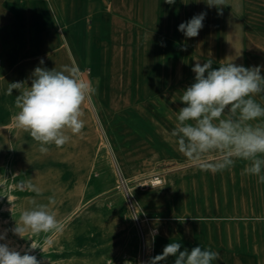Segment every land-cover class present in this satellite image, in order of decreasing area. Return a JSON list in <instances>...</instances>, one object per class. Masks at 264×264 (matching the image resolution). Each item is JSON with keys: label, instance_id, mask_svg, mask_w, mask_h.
<instances>
[{"label": "crops", "instance_id": "obj_1", "mask_svg": "<svg viewBox=\"0 0 264 264\" xmlns=\"http://www.w3.org/2000/svg\"><path fill=\"white\" fill-rule=\"evenodd\" d=\"M262 2L228 0L218 14L204 0L173 5L164 0H0L1 90L26 80L41 58L49 69L77 65L95 88L82 107V132L69 133L71 140L61 148L49 145L47 154L15 126L14 114H0L6 121L0 126V180L20 187L21 201H48L52 195L56 201L70 200L71 188L78 187L77 201L92 202L104 201L121 178L136 189L153 177L166 185L174 173V206L165 202L174 220L154 221V229L146 230V264L172 241L180 242L182 250L199 245L219 252L212 264H264V184L241 175L246 162L240 160L231 170H201L169 136L183 106L182 92L194 81L196 61L212 56L214 68L221 60L264 65V24L242 35L216 28L229 24L232 10L247 14L264 9ZM201 12L207 13L204 27L197 37L186 38L178 25ZM16 94L6 95L8 104L14 105ZM255 99L264 105V93ZM29 180L41 195L27 189ZM141 194L144 211L165 212L148 206V200L160 198L155 190L143 188ZM94 215L96 235L86 246L90 255L83 264H129L127 257L136 253L139 241L130 214ZM160 264H174V258Z\"/></svg>", "mask_w": 264, "mask_h": 264}, {"label": "clouds", "instance_id": "obj_2", "mask_svg": "<svg viewBox=\"0 0 264 264\" xmlns=\"http://www.w3.org/2000/svg\"><path fill=\"white\" fill-rule=\"evenodd\" d=\"M164 2L173 5L176 0ZM204 2L209 8H217L218 14L229 5L228 0ZM206 15V12L194 15L180 23L178 31L186 38L197 37ZM182 50H186V45ZM214 61L211 56L203 63L196 61L191 68L194 81L182 92L183 106L176 114L169 136L179 153L201 170L212 173L231 170L240 160L246 162L241 175L255 176L258 184H264V105L255 99L264 93V75H261L264 65L245 67L221 60L214 68ZM43 65L41 58L26 80L8 83L5 94L17 93L15 126L29 133L38 142L39 152L47 154L49 145L61 148L71 140L70 134L82 132L85 127L82 107L95 88L83 78L77 65H63L59 69ZM25 185L37 196L41 195L40 187L30 180ZM47 199L48 203L38 204L34 197L30 198L33 207L21 211L11 232L20 238H24L25 233L38 236L62 232L64 225L52 207L56 200L54 196ZM7 231L0 233V240L6 238ZM35 249L39 248L33 242L23 252L0 243V264H42L30 254ZM169 257L174 258V264H212L219 260L220 254L199 245L182 250L180 242L172 241L148 264H160Z\"/></svg>", "mask_w": 264, "mask_h": 264}, {"label": "rangeland", "instance_id": "obj_3", "mask_svg": "<svg viewBox=\"0 0 264 264\" xmlns=\"http://www.w3.org/2000/svg\"><path fill=\"white\" fill-rule=\"evenodd\" d=\"M261 7L264 8V2H262ZM232 12L231 18L228 19L229 24L225 27L217 26V33L230 31L232 32V35H242L247 34L249 29H255L258 25L264 24V9H259L258 11L253 10L252 12H248L247 14L243 15H240L239 10H232ZM240 18L244 22L247 19L248 24H243ZM5 93L6 90L0 89V114L3 115L2 117H6V115L8 114H15V112H17L14 105H10L7 103L8 98L6 97ZM5 123L6 121L0 120V126ZM171 175V179L166 185L162 184L163 179L161 177H153L150 180V184H147V186L145 187L140 186L136 189H133L128 180H124V184L120 183L118 186H115L113 191L109 190L107 195L104 196V201L79 202L77 200L79 198L81 190L78 187H72L70 200L56 201V204L52 206L54 211L56 212L57 219L64 225V230L59 233L54 231L50 233H41L40 235H38L39 237L33 236L31 233H25L24 238H20L19 236L14 235L11 232V229L15 226V221L19 220L21 211L33 207V205L30 203L31 197H24V199L21 201L22 192L18 191L20 187L5 183V186H11L10 189L12 190L14 195L12 196V199L9 202L10 208L13 209V211L4 209L3 205L4 202L7 200V194L4 192L5 186L1 185V182L4 183L5 180L2 179L0 180V233H3L5 229H7L8 231L6 238L4 240H0V243H7L9 247L15 248L17 251L23 252L24 250H26L24 248H28L31 242L36 241V245L39 249H36V254L34 255L37 256L38 260L42 261V264H83L85 258L90 255V252L85 250L86 246H89V242L91 240H94L96 235L94 230V225L96 221L94 213H129L131 218L130 224L135 228V226L133 225L131 213H133V211H136V213H138L141 219V225L144 234L146 230L154 229V227L152 226L154 225V221L174 220V211H172L171 213H166L165 211V207L170 209V205H166L165 202L167 204L168 202L170 204L173 203L174 206V173H172ZM155 180H158L159 183H152V181ZM143 188H150L152 190H155V192L157 193L155 196L160 197L159 199L154 198L153 200H148V206H157L158 208L164 209L165 212L148 213L142 209V205L139 202V199H142L141 192L143 191ZM126 193L129 194L131 200L128 199ZM52 196H54L55 198V195ZM165 196L166 200L163 203L162 201ZM116 197H118L117 200H115ZM129 201L130 203L132 201V207H130ZM37 203L46 204L48 203V201L41 200L37 201ZM87 213H92V216L89 215L88 217H86ZM84 217L88 220H81V218ZM137 235L139 238L138 232ZM129 239L130 235L128 234L124 243V246L126 245L127 248L128 245H130ZM45 241H48V243H45ZM138 252L139 250L137 249L136 253H130L128 255L127 258L129 259V261L131 260L129 264H133L132 261L134 260V257L138 255ZM92 253L96 254L95 250L92 251ZM135 261L136 263L134 262V264H140L137 257Z\"/></svg>", "mask_w": 264, "mask_h": 264}, {"label": "built area", "instance_id": "obj_4", "mask_svg": "<svg viewBox=\"0 0 264 264\" xmlns=\"http://www.w3.org/2000/svg\"><path fill=\"white\" fill-rule=\"evenodd\" d=\"M156 181H158V180L152 181V183H156ZM120 183L124 184V179L121 178ZM127 197L129 200H131L129 194H127ZM129 205H130V207H132V201H131V203L129 201ZM131 215H132V219L136 217L135 219H133V225L135 226V229L139 234V238H138L139 239V241H138L139 252L137 255V259L139 260L140 264H146L148 252H147V248H146L145 234L143 232L142 225H141V219H140L138 213H136V211H133V213H131Z\"/></svg>", "mask_w": 264, "mask_h": 264}, {"label": "bare ground", "instance_id": "obj_5", "mask_svg": "<svg viewBox=\"0 0 264 264\" xmlns=\"http://www.w3.org/2000/svg\"><path fill=\"white\" fill-rule=\"evenodd\" d=\"M10 166V165H9ZM13 174V173H12ZM7 176V175H6ZM21 176V175H20ZM6 180V179H5ZM8 183V182H7ZM1 185L2 186H5V183H3V182H1ZM11 188V186L10 187H8L7 185L5 186V190H4V192L7 194V200L4 202V205H3V208L4 209H6V210H9V211H13V209H11L10 208V205H9V202L11 201V199H12V196L14 195L13 194V192H12V190L10 189ZM14 189V188H13ZM16 189V188H15ZM20 191V190H19ZM5 198V197H4ZM17 202V201H16ZM13 203V202H12ZM16 205V204H15ZM18 210V209H17ZM19 212V211H18ZM11 213V212H10ZM10 216V215H9ZM15 218V217H14ZM15 220V219H14ZM17 220V219H16ZM3 223V222H2ZM8 224V223H7ZM6 224V225H7ZM15 224V223H14ZM13 224V225H14ZM3 228H5V227H3ZM10 236V235H9ZM8 236V237H9ZM32 237V236H31ZM39 237V236H38ZM22 240V239H21ZM24 241V240H23ZM38 241V240H37ZM25 242V241H24ZM10 243V242H9ZM33 243H35V244H37L36 243V241H33ZM15 245V244H14ZM18 246V245H17ZM29 247V246H28ZM46 247H47V245H46ZM21 248V247H20ZM24 248V247H23ZM24 249H27V248H24ZM49 249V248H48ZM19 250V249H18ZM41 253V252H40ZM49 253V252H48ZM30 254H32V255H34V254H36V249L35 250H33ZM44 255V254H43ZM37 257V256H36ZM44 261V260H43Z\"/></svg>", "mask_w": 264, "mask_h": 264}, {"label": "snow or ice", "instance_id": "obj_6", "mask_svg": "<svg viewBox=\"0 0 264 264\" xmlns=\"http://www.w3.org/2000/svg\"><path fill=\"white\" fill-rule=\"evenodd\" d=\"M156 183H159V181H156Z\"/></svg>", "mask_w": 264, "mask_h": 264}]
</instances>
